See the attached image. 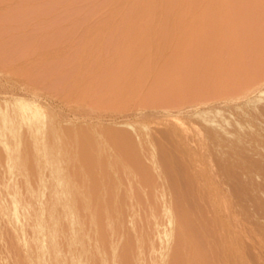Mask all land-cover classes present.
<instances>
[{
    "label": "rangeland",
    "instance_id": "rangeland-1",
    "mask_svg": "<svg viewBox=\"0 0 264 264\" xmlns=\"http://www.w3.org/2000/svg\"><path fill=\"white\" fill-rule=\"evenodd\" d=\"M27 1L30 5H28L29 3ZM173 1L175 2L178 0H153V3H151L152 0H132V2L130 0H8L13 8H18L20 4L23 5L24 3H28L27 8L29 9L24 13L25 15L20 13L21 17L19 13H17L19 12L18 9H23L21 6L15 10H5L7 13L10 12L9 14L13 11L12 14L17 17V20H23L22 22L26 24H23L24 28H13L14 32L12 31V33L14 35H12V33L11 36L5 34L6 37L4 38L6 39L8 36L12 41H9V39L3 42V44L6 43L7 45H3L2 43V46L0 45V49H2V51H0V114H3L0 116V264H32L33 260H35V264H39L36 259L38 257L37 255H39L37 253L40 251L39 249L43 248L42 245L43 243L45 244V242H41L42 244L38 245L40 247H35L34 243L37 242V239L35 240L34 238L33 242L31 241L34 236V232L32 231H34L35 228L30 229V227L35 224L29 225L30 223L28 224V221L31 222L32 219L31 223H35L34 218L38 212L33 217L32 208L39 207V209L35 208L33 214L36 213V210L40 211L41 214L39 213V215L42 216H37L36 218L39 217L40 219L43 217L42 219L48 222V208L52 206V204L54 214L58 218V225L55 229L58 231L54 233L56 235L61 258L65 264H72L73 256L75 258L80 257L79 260L82 259L84 264H108L109 262L110 264H119L124 261L121 257V254H123L122 251L124 252L125 249H129L131 246L132 247L127 250L128 253L125 251L126 253L123 255L126 256L130 254L131 258H133L131 260L129 259L130 255L126 256L125 261L129 259L128 262L131 260V264H165L167 262L166 260H169L172 250L178 244V239L182 237L181 235L190 238V229H187V226L183 227L185 224L181 226L182 224L179 223L181 217L178 215L180 212L177 210V207H179L177 205L183 204L182 201H185L184 205H187L189 207H187V210L189 209L190 211L181 212L180 214L183 213L182 216L185 217L187 213H190L191 217L198 220L197 226L200 227H197L199 228V230L197 229L196 231L198 234L195 233L194 237L191 235V238H194L195 241H199V244H201L200 246H202L200 249L204 252L207 260L203 264H264V0H249L252 4H250L249 7L254 6L256 11L255 14L257 13V16H263L262 21L261 17H259L260 22H257L259 25H249L250 23L244 20V11L246 7L242 5L246 1L243 2V0H238L239 5L237 1L233 0L237 5H229V9L228 5H225L229 0H226L227 2L225 4H223V0L218 1L222 3L220 5L218 3L219 7L221 6L222 8V11L218 9L221 11L219 12L222 17L220 15L221 21H217V23L216 21L210 20L208 18L209 16H205L204 13H202L205 11V8H202L199 1L197 2L200 6H192V1L193 3L196 2L194 0H179L180 6L172 5L174 3ZM207 1L211 0H206L204 3L209 4ZM215 1L217 2V0ZM230 1L229 4H232V0ZM216 2L215 4L217 5ZM241 2L243 3L242 5L240 4ZM212 3L214 4V1H212ZM247 3L249 4V2H246V4ZM0 4H2V2ZM213 4L211 5L213 8H211L216 9L218 5L215 6ZM8 5L9 4L6 6ZM193 7L194 9H192ZM240 7L242 9H240ZM5 8L1 7L0 12H3ZM211 8L209 4V10L207 7L206 11H210ZM36 9L38 12L39 9L45 11L47 9V11L46 13L45 11H41V14L38 13L39 15L37 18V16L34 17L35 14H33L34 10L35 13L37 12ZM212 9L210 12L213 13L214 11L215 13L216 10L212 11ZM29 10L33 13L31 14L29 12V14ZM192 12L197 14H194L196 17L195 19L192 17ZM247 12L250 11L246 10V14ZM2 14L0 16L3 17ZM190 16L191 18H189ZM198 16L200 17L198 18ZM15 17L13 18L15 19ZM229 18L232 19L229 20ZM241 18L244 21H242ZM32 22H36L39 26H34L35 24ZM200 22L203 23L200 24ZM244 22H247V24ZM184 24H186L187 27ZM241 25L244 28H241ZM40 27L43 28L40 29ZM177 27H179V29ZM35 28H37V30ZM202 28L205 32L206 30L208 32L210 31V35L211 31L214 32L209 36L208 32L204 33V31L201 30ZM43 32L44 35H42H46L47 38L51 40V42H48L50 47L46 45L50 50L46 47H44V49L46 48L44 50L43 42L39 41L42 43H37L41 44L40 47H42V49L39 50L40 48H38L39 51L36 49V52L34 51L35 53H32L33 55L30 54L29 56H25V58L11 57L12 51L18 52L22 45H27V47L29 45L33 46V41L37 39H34V36L37 37V34L39 35ZM219 32H222L221 34L223 36H221ZM249 32L253 36H250ZM201 33H204L203 36L205 38L208 36V41L214 39L213 45L218 41L215 40L217 39L215 38L216 36H212L219 34L221 37L219 41H224L222 42L224 43L222 46L225 45V47L223 46L224 49L222 46L220 47L221 51L216 55L217 57L220 55V57L218 59H216L217 57L215 59L213 58L214 63L211 61L208 68L205 66L202 67L203 69L199 68V71L196 72V67V70H192L191 68L190 70L188 67L193 65L192 63L195 61L190 59V56L187 57V48L185 47V49L183 48V51H181L183 52L182 55H186V59H184V56L181 57V54L179 55L178 52H180L181 47L186 46L184 44L185 41L188 45V41L192 40V38L194 39L193 35H196L197 39L200 38V40H203ZM227 33H230V35L228 36ZM187 34L188 40L182 41V39H187L185 38ZM255 35H259V37ZM22 36L25 40L27 39L28 42H21V40H23ZM171 36L175 38L173 40L174 42H171ZM20 38L22 39L20 40ZM178 38L179 40L182 39L179 42L177 41V43L176 40H178ZM257 38L260 39L258 40ZM14 39L17 42H14ZM142 39L145 41H142ZM236 40H238V42ZM114 41H116V43ZM252 41L256 43L260 42L259 45H256V43ZM11 42L14 43V49H12V47L9 49L13 44ZM138 42L139 45H141L140 43L143 44V46H141L142 48L138 47ZM175 42L179 44L177 45L178 47L174 45ZM16 43L19 44L15 46ZM37 43L35 42V44ZM113 43H115L114 47L116 50L119 49L118 52L121 51L122 54L125 50L128 51V49H130V54H133L134 51L137 53V51L141 49V54L149 55L151 58L145 56L146 61L141 58L142 61H138L140 64L137 62V59H135L134 63L137 62L139 64L138 66L136 63L135 67L136 69L138 68L137 70H141L140 72L135 71L136 69L133 67L134 71L132 69L130 73H124L121 80H113L111 77L113 73L111 72L116 68L117 64H119L117 60L121 57L120 52H117L119 54L117 55L118 59H115V55V57L112 56L113 58H110L111 55H107V53H109L107 48H110V46L112 47ZM119 43H121V45H119ZM128 43L130 45H128ZM166 43H170L169 45L172 48L176 47L175 50H172ZM108 44L109 47H107ZM133 44L137 48H135ZM182 44H184V46H182ZM152 46L156 49L157 53ZM166 46L168 47L167 49L171 52L173 51V53L177 50L175 56L173 53L172 55L171 52L169 53V51H167ZM158 47L160 49H158ZM113 48L110 49L113 50ZM134 48L135 50L133 51ZM151 48L154 50V54L150 52L153 51ZM148 49L150 50L148 51ZM164 49L168 52V55ZM75 50H78L82 55L77 58L78 60H73L68 63V65L70 64L69 72H75L74 74L76 75H74L72 84H67L72 85L71 87L70 85L67 86L69 87L68 91L71 92L70 94H67L69 92L65 90V88L61 89L62 87L59 88L57 84H54V81L55 83L57 82L56 80L52 81L55 76H52L49 80L48 78L51 75L46 77L43 75L40 76L41 74L39 71V76L34 74V70L37 72L39 64L40 66L43 64L49 66L56 61L64 60V54L66 56L65 58H67V55L70 56L69 54H72ZM4 51L7 53L5 54ZM147 52L149 54H147ZM162 52H165V54H162ZM138 53L136 57H139ZM221 54L224 56H221ZM60 56H63V58ZM178 56L181 59L178 58ZM107 57H109L111 61ZM161 57L163 59H161ZM174 57H177V59ZM187 58L188 60L190 59L191 64L188 62ZM219 60L222 62L224 61V63L219 62ZM114 61H117V64ZM164 61L165 64L161 66ZM89 62H91V64ZM143 63L147 65L144 64V66ZM166 63L169 66L166 65ZM171 64L174 65L171 66ZM68 65L67 67H69ZM140 65H142L143 68H141ZM165 65L167 66L166 69L164 68ZM84 69L87 70L85 71ZM102 69H104V71ZM28 70L33 74L31 72L29 73ZM145 70L146 72H144ZM102 71L110 73L105 74L102 73ZM200 72L201 77L199 76ZM95 74L99 76V78H97ZM129 74L133 75H130L132 79L129 77ZM139 77L141 79H139ZM124 79L126 82L123 81ZM117 81H121V84ZM96 82L98 84H96ZM132 82L133 84H131ZM96 85H98L99 88L105 86L103 88L104 90L101 91L100 89L99 91ZM118 87L123 89L120 90ZM63 90L66 96H64ZM33 106L39 111L36 112V110L32 108ZM23 107L25 110L23 109L24 113H21ZM36 126H39L38 128L42 126V134L40 133L42 136L37 134L39 139L36 138L37 136L35 134L37 133L36 130H38ZM75 127H79V130L77 129L78 133L75 131ZM83 127L89 135L80 132L84 130ZM92 129L94 130L92 131ZM96 129L97 132L95 131ZM105 129L109 133L112 131L113 133L111 134H116L121 136L125 141H129L131 147L132 143H136L135 146L137 145L138 148L134 145L133 147L137 149H134L136 150L135 154H138L140 158L138 157V159L136 155L134 156V150H131V147L130 153L133 156L129 155V157H131L129 158L121 151L118 144V148L116 145L111 146V142L108 143L107 141L108 139L110 140V138H106L109 134H106L107 131L104 134ZM64 131L66 133H64ZM115 131L117 133H115ZM102 132L103 134H101ZM65 135L68 136L65 137ZM83 135H85V137ZM89 136L90 138H88ZM77 137L80 141L77 140ZM110 137H112V135ZM81 138L84 139V141L88 139V142L90 140L92 144L86 141L87 146L86 142ZM114 141L112 140V143ZM83 142L84 145L81 144ZM94 143H96V146L99 145L98 150ZM78 144H80V146ZM43 145L51 148L53 158L57 160L59 165L63 168L64 175L72 186L73 195L70 202L75 211V214L73 213L74 215L72 216L74 219L73 221L76 220L72 226L75 230L69 227V215L67 214V217L65 215L68 211L66 212V209L63 208L62 202L53 203L49 195L48 186H50L52 182L51 166L46 162L44 157L45 154L43 155L41 153L40 149L44 147ZM115 149H118V152L120 149L121 153H118L119 156L116 155L117 151H115ZM122 153L127 157L124 156L126 158H124L125 160L121 157ZM85 154L88 157L99 154L97 158L101 159L99 160L100 162H104L100 163H103L105 165L102 164L104 167L107 166L106 164L112 166V164H110L112 163L111 160L113 163L115 162L114 159H111L109 162L107 157H121L123 160H120L121 158L119 160L121 162L123 161L122 165L124 162H126L124 165H127L129 162L133 163L131 161H134L133 158L135 157L137 161L140 160L139 163L141 162L142 164H140L143 167L140 164L138 165L142 168L147 167L146 169L150 171L152 170L151 173H153V175L147 170L146 173V171H144L145 169L143 170L144 172L141 171L142 168L137 166L136 161L134 162L136 163V167L133 164L135 168H132L131 171L130 169L128 170L130 174L127 179H131V181L129 182V180L125 179L126 174L121 176L118 173V175L121 176L120 183L117 172L119 171V167L121 169L122 165L120 164L121 162L117 160V157L115 158H117L116 162H118L119 165L115 162L116 166H114V168L118 171H114V168H112V173L111 168L107 166L106 170L103 167L104 169L101 172L102 167L100 166L98 168L94 165V162L99 163L97 161L98 159L94 162L91 161L94 163L93 168H89L92 166H87V164L84 163L86 159H90L86 158L83 161V158L86 156ZM95 156L91 160L96 159ZM102 158L105 159L102 160ZM106 159L109 163L105 162L107 161ZM128 159L129 162L126 161ZM79 161H81L80 165ZM92 163H89V165ZM130 166L132 167V165ZM130 166L127 165V167L124 166V168ZM42 167L43 170H41ZM94 167L96 169H94ZM116 167H118V169ZM137 167L139 169H137ZM135 169L136 171L141 169L139 172L137 171L140 177H143V175L145 177L146 174L147 177L153 178L154 176L153 181H151V178H147L150 180H145L149 183V185H146L147 183L143 181L144 177L137 179L138 175L133 172ZM95 170H97V172H95ZM122 172H125L124 169L120 171V173ZM140 172L143 174H140ZM91 173H93V175ZM125 173H127V170ZM109 174L110 176H108ZM111 174L113 175L111 176ZM93 176L95 178L100 176L103 181L100 178V181L97 178L93 180ZM40 178L45 181V187ZM106 178L108 179V183ZM109 178H112V181L110 180L111 182ZM139 179L141 182H139ZM95 181L96 184H93ZM142 182L146 184L143 183L145 184L143 185ZM124 183H126L125 186ZM138 183L142 187H139ZM27 186L33 191L31 192ZM26 190L32 194L34 192V196L30 193L28 195ZM8 191L11 193H8ZM16 191L19 193L17 194ZM13 192L16 193L14 198ZM107 192H111V195ZM112 193V198L115 202L112 201ZM16 202L17 204H14ZM26 202L34 205L31 207V205H27ZM114 203L115 205L113 207ZM42 204L44 209L41 206ZM109 204H112L111 208ZM105 205L107 206L105 210L108 207V209H110L106 210V213L108 212L107 214L104 213L105 211L100 210L102 208L104 210ZM40 208L43 209V211H41ZM175 209L176 211H174ZM151 210L153 212H151ZM12 211L14 212L12 213ZM150 212L154 215L150 214ZM176 212H178V214ZM29 214L32 216L30 220H27ZM175 214L178 216H175ZM175 218L177 220H175ZM178 219H180V221ZM41 220L36 219V222ZM137 223H139L138 225L140 226H138ZM142 224L144 226H142ZM37 227L40 228L39 226ZM38 228L35 231H39L37 233H40L39 236H41L42 230L40 232L41 228L39 230ZM140 235H143V240L146 239L144 241L145 243ZM125 236L126 238H124ZM34 237H36V234ZM137 238L139 242L137 240L133 241V239ZM140 243H142L141 247L138 245ZM35 244L37 245V243ZM117 253L120 254V257ZM33 257H35V259ZM43 258L45 263L41 261V264H54L51 255L49 256V252H46ZM120 258L122 261H120ZM117 259H120V262L118 261L117 263Z\"/></svg>",
    "mask_w": 264,
    "mask_h": 264
},
{
    "label": "bare ground",
    "instance_id": "bare-ground-1",
    "mask_svg": "<svg viewBox=\"0 0 264 264\" xmlns=\"http://www.w3.org/2000/svg\"><path fill=\"white\" fill-rule=\"evenodd\" d=\"M0 1L2 2V4H0L1 7H2V8H5V7H6L5 9H3L4 11H5V10H6V11H8V10L10 11V10H12V9H14V10H15V9H18V8H20L19 6H21V8L23 7V9L26 10V11H24L23 9H22V10L18 9L19 12H17V13H19L20 17H21V14H20V13H23V14H24V13H26L27 10L29 9V8H27V4L29 3L28 1H27V2H28L27 4L24 3L23 5H21V4L19 5V4H17V3H19L20 1L17 2L16 4L19 5L18 8H16V7L13 8V6L10 5V3L8 2V0H5L6 3H5L4 0H0ZM15 1H16V0H15ZM17 1H18V0H17ZM130 1L132 2V0H130ZM141 1H142V0H141ZM168 1H169V0H168ZM194 1H196V2H195L196 4L193 3V1H192V3H191V4H193L192 6H194V5L200 6V4H201L202 8H205V11L202 12V13H204L205 16H209L208 18H209L210 20L216 21V23H217V21H221V17H222V15H221L220 12L222 11V8H221V6L219 7V5L222 4V3H221V2H218V1H221V0H217V2H216L215 0L207 1V2L210 4V8H211V7L213 8V6H211V5L213 4L212 1H214V4H213V5H215V6H217L218 3H219V5L216 7V9H215V8H214V9L211 8L212 11H213V10H216V12H215L216 14L214 13V11H213V13H211V12H210L211 9H210V11H206V10H207V7H208V10H209V4L204 3V2H206V0H205V1H204V0H194ZM197 1H199L200 4H198ZM200 1H201V2H200ZM223 1H224L223 4H225V3L227 2L226 0H223ZM235 1L238 2V0H235ZM235 1L233 2V0H232V4H229V3L231 2V1L229 0L228 3H226L225 5H226V6L228 5V9H229L230 6L237 5ZM244 1L249 2V4H248V3L246 4V2H244ZM260 1H262V0H260ZM1 2H0V3H1ZM3 2H4V3H3ZM139 2H140V1H139ZM173 2H174V1H173ZM215 2L217 3V5L215 4ZM243 2H244V4H243L242 2H241L240 4H241V5L243 4L242 6L246 7V10L250 11V12H247V14H246V10L244 11V12H245V13H244V14H245V15H244V20L247 21L248 23H250L249 25H252V24H253V25H255V24L257 25V24L260 22V18H259V17H261V21H262V17H263V16H257L258 14H257V13L255 14L256 11H255L254 6H250V7H249V5L251 4L249 0H243ZM256 2H257V1H256ZM263 2H264V1H263ZM32 3H33V2H32ZM140 3H142V2H140ZM151 3H153V0H152ZM163 3H164V2H163ZM170 3H172V2H170ZM211 3H212V4H211ZM257 3H258V2H257ZM7 4H9L10 7H9V5L6 6ZM137 4H138V3H137ZM179 4H180V3H179V0H178V1H175L172 5L180 6ZM4 5H5V6H4ZM24 5H25V7H24ZM28 5H30V3H29ZM140 5H141V4H140ZM229 5H230V6H229ZM238 5H239V2H238ZM251 5H252V4H251ZM254 5H256V4H254ZM258 5H259V3H258ZM3 6H4V7H3ZM15 6H16V5H15ZM263 6H264V3H263ZM1 7H0V9H1ZM7 7H8V8H7ZM11 7H12V8H11ZM28 7H29V6H28ZM218 7H219V8H218ZM248 7H249V8H248ZM261 7H262V4H261ZM261 7H260V8H261ZM10 8H11V9H10ZM45 8H46V7H45ZM45 8H44V9H45ZM225 8H226V7H225ZM47 9H48V8H47ZM47 9H46V11H47ZM192 9H194V7H193ZM218 9H220L221 11L218 10ZM240 9H242V8L240 7ZM203 10H204V9H203ZM224 10H225V9H224ZM238 10H239V9H238ZM243 10H244V9H243ZM253 10H254V11H253ZM4 11H3V12H0V15H1L2 13H4V14H2L3 17L0 16V45H1V46H2L3 42H6L7 40L10 39L8 36H7L6 39H5L4 37H6V35H10V36H11V33H12V31H13V28H19V27L21 28V27H23V24H26L25 22H22L23 20H22V21H20V19L17 20V17H15V16L12 14L13 11L11 12V14H9L10 12L7 13L6 11H5V12H4ZM36 11H37L36 13H35V10H34V13H33V12H32V13L35 14V16L33 15L34 17L37 16V18H38V15H39L38 13H40L41 11L44 12L45 10H41V9H39V12H38V10L36 9ZM46 11H45V13H46ZM193 11H194V10H193ZM198 11H199V10H198ZM198 11H197V13H198ZM219 11H220V12H219ZM227 11H228V10H227ZM29 12H30V10L28 11V13H29ZM207 12H208L209 14H208ZM229 12H230V10H229ZM5 13H7L8 15L5 14ZM30 13H31V12H30ZM30 13H29V14H30ZM32 13H31V14H32ZM41 13H42V12H41ZM41 13H40V14H41ZM45 13H44V14H45ZM192 13H193V12H192ZM210 13H211V14H210ZM219 13H220V14H219ZM36 14H37V15H36ZM194 14H195V13H193V16H192V17L195 19L196 17L194 16ZM207 14H208V15H207ZM241 14H242V13H241ZM260 14H261V12H260ZM17 15H18V14H17ZM17 15H16V16H17ZM24 15H25V14H24ZM195 15H197V14H195ZM200 15H202V14H200ZM220 15H221V17H220ZM11 16L15 17V19H14L13 17H11ZM30 16H31V15H30ZM188 16H189V15H188ZM188 16H187V17H188ZM237 16H238V15H237ZM242 16H243V15H242ZM1 17H2V18H1ZM20 17H19V18H20ZM22 17H24V16H22ZM34 17H33V18H34ZM199 17H200V16H198V18H199ZM230 17H232V16H230ZM240 17H241V16H240ZM25 18H26V17H25ZM27 18H28V17H27ZM29 18H32V17H29ZM189 18H191V16H190ZM193 18H192V21H193ZM208 18H207V19H208ZM242 18H243V17H242ZM242 18H241V20H242ZM263 18H264V17H263ZM202 19H203V18H202ZM202 19H200V20H202ZM231 19H232V18H231ZM231 19L229 18V20H231ZM28 20H29V19H28ZM32 20H33V19H32ZM182 20H183V19H182ZM244 20H242V21H244ZM196 21H197V20H196ZM239 21H240V20H239ZM26 22H27V21H26ZM204 22H205V21H204ZM210 22H211V21H210ZM247 22H246V23L244 22V23L247 24ZM257 22H258V23H257ZM263 22H264V21H263ZM30 23H31V22H30ZM32 23L35 24L34 26H39V25L36 24V22H32ZM202 23H203V22H202ZM202 23L200 22V24H202ZM208 23H209V22H208ZM187 24H188V23H187ZM212 24H213V23H212ZM184 25L187 27L186 24H184ZM204 25H205V24H204ZM210 25H211V24H210ZM218 25H219V24H218ZM237 25H238V24H237ZM242 25H243V24H242ZM242 25H241V26H242ZM258 25H259V24H258ZM29 26H30V25H29ZM185 26H183V27H185ZM192 26H193V25H192ZM224 26H225V25H224ZM238 26H239V25H238ZM32 27H33V25H32ZM186 27H185V28H186ZM202 27H203V25H202ZM210 27H211V26H210ZM23 28H24V27H23ZM41 28H43V27H40V29H41ZM44 28H45V27H44ZM129 28H130V27H129ZM129 28H128V29H129ZM143 28H144V27H143ZM177 28L179 29V27H177ZM205 28H206V27H205ZM211 28H213V27H211ZM211 28H210V30H211ZM217 28H218V27H217ZM220 28H221V26H220ZM241 28H244V27L242 26ZM35 29L37 30V28H35ZM178 29H177V31H178ZM186 29H187V28H186ZM246 29H247V28H246ZM248 29H249V28H248ZM43 30H44V29H43ZM125 30H126V28H125ZM141 30H142V29H141ZM145 30H146V29H145ZM145 30H144V31H145ZM190 30H191V29H190ZM190 30H189V31H190ZM201 30L204 31V33H207V32H208L207 30H206V32H205V30H204L203 28H202ZM208 30H209V29H208ZM213 30H214V29H213ZM220 30H221V29H220ZM38 31H39V30H38ZM40 31H41V30H40ZM144 31H143V32H144ZM196 31H197V30H196ZM202 31H201V32H202ZM241 31H242V30H241ZM13 32H14V31H13ZM41 32H42V31H41ZM178 32H179V31H178ZM181 32H182V31H181ZM181 32H180V33H181ZM184 32H185V31H184ZM186 32H187V30H186ZM212 32H214V31H211V35L213 34ZM215 32H216V31H215ZM243 32H244V31H243ZM35 33H39V32H35ZM182 33H183V32H182ZM182 33H181V34H182ZM197 33H198V31H197ZM204 33H201V35L203 36ZM208 33H209V36H211V35H210V31H209ZM216 33H217V32H216ZM221 33H222V32H221ZM221 33L219 32V34H221ZM230 33H231V32H230ZM230 33H229V34L227 33L228 36L230 35ZM234 33H236V32H234ZM244 33H245V32H244ZM244 33H243V34H244ZM263 33H264V32H263ZM5 34H6V35H5ZM42 34L44 35V32L41 33V34H39V35L37 34V37L34 36V39H36V38H37V39H36L35 41H33V42H34V45L32 44L33 46H30V45H29V46L27 47V45H26V46H25V45H24V46L22 45V47L19 48L18 52H17V51H15V52L12 51L13 53H12L11 57H12V58H19V57H23V58H25V56H29V55L32 54L34 51L36 52V49H37V51L41 50L42 47H40L41 44H39V43H42V42H43L42 44L44 45V46H43V49H44V47H46V48L49 49L50 45L48 44V42H51V40L48 39L46 35H45V36H46V37H45V36H43ZM141 34H143V33H141ZM183 34H185V33H183ZM214 34H215V33H214ZM219 34H217V35L215 34L214 36H212V37H215V36H216L215 38H217V39H215V40H217L218 42H217L215 45L212 44L214 39L211 40V41H210V40L208 41V39H209V38H207L208 36L206 37L207 39L203 36V37H202L203 40H200V38L197 39V36H196V35H195V36L193 35L194 39L192 38V40H189V41H188V45H187V42H186V41L184 42V44H185L186 46H184V44H182V46H184V47H181L180 52L183 51V48L185 49V47H186V48H187L186 52H187V54H188L187 57L190 56V59H193V61H195V62H193V61L191 60V61L193 62V63H192L193 65H190V66H193L194 68L188 66L189 69H190V68H191L192 70H193V69H194V70L197 69L196 72H198V71H199V68H200V69H203L202 67H205V66L208 68V66L211 64V61H213V63H214L213 58L215 59V58L217 57V56H216L217 53L221 51V50H220V47L222 46V44H224V43H222V42H224V41H222V42L219 41V40H221V37L219 36ZM227 34H226V35H227ZM12 35H14V34L12 33ZM206 35H208V34H206ZM206 35H205V36H206ZM226 35H225V36H226ZM234 35H235V34H234ZM249 35L251 36L252 34H250V32H249ZM129 36H131V35H129ZM142 36H143V35H142ZM173 36H174V34H173ZM175 36H176V35H175ZM183 36H184V35H183ZM185 36H186L185 38H187V37H188V34L185 35ZM221 36H223V35L221 34ZM245 36H246V35H245ZM252 36H253V35H252ZM255 36H256V35H255ZM255 36H254V38H255ZM18 37H19V36H18ZM140 37H141V36H140ZM169 37H170V36H169ZM169 37H168V38H169ZM171 37H172V36H171ZM176 37H177V36H176ZM199 37H200V36H199ZM219 37H220V39H219ZM231 37H232V36H231ZM234 37H235V36H234ZM248 37H249V36H248ZM256 37H259V35L256 36ZM14 38H15V37H14ZM22 38H23V40H21ZM22 38H20L21 42L24 41V42L26 43L27 39L25 40V38H24L23 36H22ZM32 38H33V36H32ZM168 38H167V40H168ZM242 38H243V37H242ZM246 38H247V37H246ZM252 38H253V37H252ZM17 39H18V38H17ZM127 39H129V38H127ZM131 39H132V38H131ZM174 39H175V38L172 37V40L170 39L171 42H174V41H173ZM181 39H182V38H181ZM181 39H180V40H181ZM222 39H223V38H222ZM248 39H249V38H248ZM257 39L259 40L260 38H257ZM129 40H130V39H129ZM133 40H135V39H133ZM180 40H179V38H178V40H176V42H177V41L179 42ZM183 40H188V38H187V39H182V41H183ZM231 40H232V39H231ZM231 40H230V41H231ZM245 40H246V39H245ZM251 40H252V39H251ZM258 40H257V41H258ZM9 41H12V39H10ZM39 41H42V42H39ZM127 41H128V40H127ZM127 41H126V42H127ZM131 41H132V40H131ZM138 41H139V39H138ZM142 41H145V40L142 39ZM147 41H148V40H147ZM150 41H151V40H150ZM225 41H226V40H225ZM236 41L238 42V40H236ZM249 41H250V40H249ZM14 42H17V41L14 39ZM18 42H19V41H18ZM27 42H28V41H27ZM33 42H32V43H33ZM35 42H36V43L39 42V43L35 44ZM44 42H45V43H44ZM52 42H53V41H52ZM114 42L116 43V41H114ZM121 42H123V41H121ZM128 42H129V41H128ZM139 42H140V41H139ZM139 42H138V45H139ZM156 42H157V41H156ZM176 42H175V44H174V43H173V44H174L175 46L179 45V44H176ZM178 42H177V43H178ZM220 42H221V45H220ZM234 42H235V41H234ZM237 42H236V43H237ZM246 42H247V41H246ZM252 42H254V41H252ZM259 42H260V41H259ZM259 42H258V43L254 42V43H256V45H257V44L259 45ZM1 43H2V44H1ZM11 43H13V42H11ZM11 43H10V44H11ZM29 43H30V42H29ZM46 43H47V44H46ZM111 43H112V42H111ZM115 43H113V46H112V47L110 46V48H113L114 45H115ZM123 43H124V42H123ZM136 43H137V42H136ZM145 43H146V42H145ZM149 43H150V42H149ZM159 43H160V41H159ZM164 43H165V42H164ZM181 43H183V42H181ZM181 43H180V45H181ZM203 43H204V44H203ZM5 44H6V43H4L3 45H5ZM18 44H19V43H18ZM18 44L16 43L15 46L18 45ZM21 44H22V43H21ZM21 44H20V45H21ZM27 44H28V43H27ZM130 44H131V42H130ZM130 44L128 43V45H130ZM134 44H135V43H134ZM134 44H133V45H134ZM140 44H141V45H139L138 47L142 48L141 46H143V44H142V43H140ZM166 44H168V43H166ZM169 44H170V43H169ZM169 44H168V45H169ZM245 44H246V43H245ZM6 45H7V44H6ZM13 45H14V43L12 44V46L9 47V49H10L11 47H12V49H14V48H13ZM46 45H48L49 47L46 46ZM111 45H112V44H111ZM119 45H121V43H119ZM119 45H118V46H119ZM126 45H127V44H126ZM133 45H131V46H133ZM147 45H148V44H147ZM152 45H154V44H152ZM156 45H158V44H156ZM235 45H236V44H235ZM256 45H255V46H256ZM1 46H0V47H1ZM118 46H117V47H118ZM124 46H125V45H124ZM131 46H130V47H131ZM148 46H149V45H148ZM154 46H155V45H154ZM158 46H159V45H158ZM169 46H170V45H169ZM223 46L225 47V45H223ZM223 46H222V48H223ZM230 46H232V45H230ZM233 46H234V45H233ZM5 47H6V46H5ZM107 47H109V44L107 45ZM119 47H120V46H119ZM134 47H135V45H134ZM152 47H153V46H152ZM156 47H157V46H156ZM164 47H165V46H164ZM170 47H171V46H170ZM177 47H178V46H177ZM260 47H261V46H260ZM3 48H4V46H3ZM7 48H8V46H7ZM7 48H6V49H7ZM15 48H16V47H15ZM38 48H40V49L38 50ZM46 48H45V49H46ZM110 48H107V49L109 50V53H110V54L107 53V55H109V56L111 55L110 58H111L112 56H113V57L116 56L115 59H118L117 55H119V54H118L119 52H120V55H121V57H119V59L117 60V61H119V62H118L119 64L116 63L117 61H116V62L114 61V62L117 64L118 67L116 66V68H114V70L111 69V70H112L111 73H113V74H111L112 76L109 75V76L112 77L113 80H114V79H115V80H121V79H122V76H124V73H125V74H126V73H130V71L133 69V67L136 66L135 64H136L138 61H139V62L142 61V60L146 61V60H145L146 57L149 56V55H146V54H143V53L141 54L142 51H141V49L139 48V49H140V50H139L140 52L137 51V53L139 52L140 54L138 53V56H139V57H136V56H137V53H136V51H134V50H135V48H137V47H135V48L133 49V51H134L136 54H135L132 50H131V51L133 52V54H132V53L130 54V49H128L129 52L125 50V52H123V54H122L121 51L118 52L119 49L116 50V48L114 47L115 49L113 48V50H111ZM121 48H122V47H121ZM124 48H125V47H124ZM128 48H129V46H128ZM132 48H133V47H132ZM132 48H131V49H132ZM147 48H148V47H147ZM147 48H146V50H147ZM162 48H163V47H162ZM162 48H161V49H162ZM167 48H168V47L166 46V49H167ZM171 48H172V47H171ZM175 48H176V47H175ZM175 48H172V50H175ZM222 48H221V49H222ZM250 48H251V47H250ZM255 48H256V47H255ZM9 49H8V50H9ZM45 49H44V50H45ZM144 49H145V47H144ZM153 49H155V48L153 47ZM153 49L151 48V50H153ZM158 49H160V48L158 47ZM179 49H180V48H179ZM223 49H224V48H223ZM229 49H230V48H229ZM4 50H5V49H4ZM16 50H17V49H16ZM49 50H50V49H49ZM115 50H116V51H115ZM137 50H138V49H137ZM149 50H150V49H148V51H149ZM164 50H165V49H164ZM230 50H231V49H230ZM0 51H2V49H0ZM5 51H6V50H5ZM5 51H4V52H5ZM51 51H52V50H51ZM155 51H156V49H155ZM160 51H161V50H160ZM162 51H163V50H162ZM165 51H166V50H165ZM167 51H169V50L167 49ZM167 51H166V53H167V55H168V52H167ZM178 51H179V50H178ZM184 51H185V50H184ZM35 52H34V53H35ZM102 52H103V51H102ZM117 52H118V53H117ZM143 52H144V50H143ZM150 52H151L152 54H154V53H153L154 50H153V51H150ZM170 52H171V51H169V53H170ZM176 52H177V50L175 51V53H173V51H172L171 54L173 53L174 56H175ZM180 52H178L179 55L181 54V55H180L181 57L184 56V55H182L183 52H181V53H180ZM186 52H185V53H186ZM6 53H7V52H5V54H6ZM41 53H42V52H41ZM46 53H47V51H46ZM116 53H117V54H116ZM145 53H146V52H145ZM156 53H157V51H156ZM178 53H177V54H178ZM97 54H98V53H97ZM101 54H102V53H101ZM147 54H149V53L147 52ZM162 54H165V52H162ZM173 54H172V55H173ZM218 54H219V53H218ZM227 54H228V53H227ZM32 55H33V54H32ZM40 55H41V54H40ZM48 55H50V54H48ZM66 55H67V54H66ZM69 55H70V56L67 55V58H65V57H66L65 54H64V58H63V56H60V57L63 58L64 60H61V61H58V62L56 61L54 64H51V65H49V66H46V65H44V64H43L42 66H40V64H39V68H37V66L35 65L36 68H37V72L34 70V74H36V75H38V76L41 74L40 76L43 75L44 77H46V76H48V75H51V76H49V78L47 77L49 80L51 79L52 76H55V78L53 77L54 79H53L52 81L56 80L57 82L55 83V81H54V84H55V85L57 84V85L59 86V88L62 87L61 89L65 88V90L68 91V90H69V87H67V86H69L70 84H69V85H67V84H68V83H71V84H72V81L74 80V75H75V74H74L75 72H72V73L69 72V68H70L69 65H70V64L68 65V63H69L70 61H73V60H78L77 58H79V56H81L82 54H80L78 50H75V52H72V54H69ZM105 55H106V53H105ZM114 55H115V56H114ZM123 55H124V56H123ZM150 55H151V54H150ZM155 55H156V54H155ZM167 55H165V56H167ZM169 55H170V54H169ZM172 55H171V56H172ZM222 55H223V54H221V56H222ZM225 55H226V54H225ZM0 56H1V55H0ZM5 56H6V55H5ZM51 56H52V55H51ZM54 56H55V55H54ZM90 56H92V55H90ZM101 56H103V55H101ZM145 56H146V57H145ZM157 56H158V55H157ZM159 56H160V55H159ZM165 56H164V58H165ZM176 56H177V55H176ZM185 56H186V55H185ZM185 56H184V57H185ZM223 56H224V55H223ZM227 56H228V55H227ZM43 57H44V56H43ZM84 57H85V54H84ZM104 57H105V56H104ZM113 57H112V58H113ZM135 57H136V58H135ZM149 57H150V56H149ZM167 57H168V56H167ZM184 57H183V58H184ZM219 57H220V55H219L216 59H218ZM228 57H230V56H228ZM41 58H42V57H41ZM57 58H59V57H57ZM81 58H82V57H81ZM107 58H109V57H107ZM110 58H109V60H110ZM141 58H142V60H141ZM143 58H144V59H143ZM150 58H151V57H150ZM152 58H153V57H152ZM155 58H156V57H155ZM168 58H169V57H168ZM174 58L177 59V57H174ZM178 58H180V57L178 56ZM226 58H227V57H226ZM27 59H28V58H27ZM27 59H26V61H27ZM42 59H43V58H42ZM91 59H93V58H91ZM94 59H95V58H94ZM135 59H137V62L134 63ZM147 59H148V58H147ZM161 59H163V58L161 57ZM180 59H181V58H180ZM184 59H186V57H185ZM190 59L188 60V58H187L188 62L191 64ZM28 60H29V59H28ZM105 60H106V58H105ZM158 60H159V59H158ZM9 61H10V60H9ZM30 61H31V60H30ZM92 61H93V60H92ZM107 61H108V60H107ZM110 61H111V60H110ZM110 61H109V62H110ZM148 61H149V60H148ZM150 61H151V59H150ZM159 61H160V60H159ZM166 61H167V60H166ZM229 61H230V60H229ZM0 62H1V61H0ZM11 62H12V61H11ZM23 62H24V61H23ZM36 62H37V61H36ZM77 62H78V61H77ZM93 62H94V61H93ZM139 62H138V63H139ZM219 62L224 63V61L222 62V61H220V60H219ZM31 63H32V62H31ZM31 63H30V64H31ZM42 63H43V62H42ZM89 63L91 64V62H89ZM104 63H105V62H104ZM138 63H137V65L139 66L140 63H139V64H138ZM161 63H162V62H161ZM216 63H217V60H216ZM221 63H220V64H221ZM24 64H26V63H24ZM28 64H29V63H28ZM80 64H81V63H80ZM95 64H96V63H95ZM116 64H113V65H116ZM144 64H145V63H143V65H144ZM151 64H152V63H151ZM159 64H160V63H159ZM163 64H165V61L161 64V66H163ZM217 64H218V63H217ZM225 64H226V63H225ZM228 64H229V63H228ZM19 65H20V64H19ZM67 65H68L69 67H67ZM83 65H84V64H83ZM108 65H111V64H108ZM145 65H147V64H145ZM145 65H144V66H145ZM154 65H155V64H154ZM166 65H168V64L166 63ZM166 65L164 66L165 69H166V67H167ZM173 65H174V64H173ZM173 65L171 64V66H173ZM187 65H189V64H187ZM32 66H33V65H32ZM106 66H107V64H106ZM106 66H105V67H106ZM152 66H153V64H152ZM152 66H151V67H152ZM155 66H156V65H155ZM157 66H158V65H157ZM168 66H169V65H168ZM9 67H10V66H9ZM9 67H8V68H9ZM97 67H98V66H97ZM101 67H102V65H101ZM105 67H104V68H105ZM108 67H111V66H108ZM140 67L143 68L142 65H140ZM195 67H196V69H195ZM213 67H214V66H213ZM216 67H217V65H216ZM223 67H224V65H223ZM11 68H12V67H11ZM15 68H16V67H15ZM33 68H34V67H33ZM81 68H82V67H81ZM95 68H96V67H95ZM98 68H99V67H98ZM111 68H113V67H111ZM145 68H146V67H145ZM152 68H153V67H152ZM160 68H161V67H160ZM162 68H163V67H162ZM13 69H14V68H13ZM16 69H17V68H16ZM24 69H25V67H24ZM28 69H29V68H28ZM73 69H74V68H73ZM109 69H110V68H109ZM109 69H108V70H109ZM135 69H136V67H135ZM137 69H138V68H137ZM137 69H136L135 71L138 72L139 70H137ZM191 69H190V70H191ZM213 69H214V68H213ZM84 70L86 71L87 69H84ZM88 70H89V69H88ZM102 70L104 71V69H102ZM142 70H143V69H142ZM154 70H155V69H154ZM204 70H205V69H204ZM208 70H209V69H208ZM9 71H11V70H9ZM16 71H17V70H16ZM25 71H26V70H25ZM31 71H32V68H31ZM31 71L28 70L29 73H30ZM38 71H39L40 74H38ZM70 71H71V70H70ZM74 71H75V69H74ZM103 71H102V73H105V74L108 73V72H103ZM133 71H134V69H133ZM140 71H141V70H140ZM140 71H139V72H140ZM173 71H174V70H173ZM175 71H176V69H175ZM216 71H217V68H216ZM220 71H221V67H220ZM224 71H225V70H224ZM12 72H13V71H12ZM32 72H33V71H32ZM32 72H31V73H32ZM87 72H89V71H87ZM95 72H96V71H95ZM144 72H146V70H145ZM157 72H158V71H157ZM160 72H161V71H160ZM222 72H223V70H222ZM2 73H3V72H2ZM8 73H9V72H8ZM24 73H25V72H24ZM26 73H27V71H26ZM29 73H28V74H29ZM89 73H90V72H89ZM109 73H110V72H109ZM109 73H108V74H109ZM134 73H135V72H134ZM141 73H142V72H141ZM169 73H171V72H169ZM202 73H203V72H202ZM205 73H207V72H205ZM5 74H6V73H5ZM32 74H33V73H32ZM32 74H31V75H32ZM81 74H82V73H81ZM91 74H92V72H91ZM132 74H133V73H132ZM155 74H156V73H155ZM174 74H175V73H174ZM200 74H201V72L199 73V76L201 77ZM14 75H15V74H14ZM29 75H30V74H29ZM36 75H35V76H36ZM77 75H78V74H77ZM95 75H96V74H95ZM98 75H99V73H98ZM130 75H131V74H129V77L131 78V76H133L134 74L131 75V76H130ZM140 75H141V74H140ZM148 75H149V74H148ZM148 75H147V76H148ZM158 75H159V74H158ZM168 75H170V74H168ZM203 75H204V73H203ZM208 75H209V73H208ZM218 75H219V74H218ZM18 76H19V75H18ZM26 76H27V75H26ZM35 76H34V77H35ZM75 76H76V75H75ZM205 76H206V75H205ZM205 76H204V77H205ZM56 77L58 78V80H57ZM96 77L99 78V76H97V75H96ZM104 77H105V75H104ZM111 77H108V78H111ZM140 77H141V76H140ZM140 77H139V79H141ZM143 77H144V76H143ZM143 77H142V79H143ZM155 77H156V76H155ZM165 77H166V76H165ZM212 77H213V76H212ZM215 77H216V76H215ZM97 78H96V79H97ZM105 78H106V77H105ZM127 78H128V76H127ZM45 79H46V78H45ZM48 79H47V80H48ZM112 79H111V80H112ZM131 79H132V78H131ZM136 79H137V78H136ZM139 79H138V80H139ZM145 79H146V78H145ZM208 79H209V78H208ZM84 80H85V79H84ZM104 80H105V79H104ZM127 80H130V79H127ZM138 80H137V81H138ZM147 80H148V79H147ZM45 81H46V80H45ZM97 81H98V80H97ZM123 81L126 82L125 79H124ZM131 81H132V80H131ZM134 81H135V80H134ZM145 81H146V80H145ZM152 81H153V80H152ZM77 82H78V81H77ZM117 82L120 83L121 81H120V82L117 81ZM206 82H207V81H206ZM26 83H27V82H26ZM44 83H45V82H44ZM48 83H49V82H48ZM109 83H110V82H109ZM18 84H19V83H18ZM96 84H98V83L96 82ZM120 84H121V83H120ZM123 84H124V83H123ZM129 84H130V83H129ZM131 84H133V82H132ZM131 84H130V85H131ZM49 85H50V84H49ZM52 85H53V83H52ZM219 85H220V84H219ZM58 86H57V87H58ZM71 86H72V85H70V87H71ZM96 86H98V85H96ZM116 86H117V85H116ZM118 86H119V84H118ZM123 86H124V85H123ZM100 87H101V85H100ZM104 87H105V86H104ZM104 87H103V88H104ZM59 88H57V89H59ZM67 88H68V89H67ZM98 88H99V86H98ZM103 88H102V87L99 88V91H100V89H101V91L104 90ZM118 88H119V87H118ZM124 88H125V87H124ZM210 88H211V87H210ZM210 88H208V89H210ZM217 88H218V87H217ZM27 89H28V88H27ZM70 89H71V88H70ZM113 89H114V88H113ZM119 89H120V88H119ZM119 89H118V90H119ZM122 89H123V88H122ZM122 89H120V90H122ZM59 90H60V89H59ZM71 90H72V89H71ZM71 90H70V91H71ZM116 90H117V89H116ZM125 90H126V89H125ZM67 91H66V92H67ZM208 91H209V90H208ZM210 91H211V90H210ZM56 92H57V91H56ZM63 92H64V94H65V91H64V90H63ZM63 92H62V93H63ZM68 92H69V91H68ZM70 93H71V92H69V93H67V94H70ZM243 94H244V93H243ZM241 95H242V94H241ZM64 96H66V94H65ZM67 96H68V95H67ZM207 96H208V95H207ZM4 97H5V96H4ZM60 97H61V96H60ZM60 97H59V98H60ZM245 97H246V96H245ZM71 101H72V100H71ZM8 103H9V102H8ZM32 108L35 109L36 112L39 111L38 109L35 108V106H33ZM23 109H24V107L22 108V112H21V113H24V112H23ZM16 110H17V109H16ZM24 110H25V109H24ZM4 111H5V110H4ZM17 111H19V110H17ZM31 112H33V111H31ZM4 113H5V112H4ZM1 115H3V114L1 113L0 116H1ZM7 115H8V114H7ZM20 115H21V114H20ZM3 117H4V116H3ZM16 117H17V116H16ZM24 121H25V120H24ZM24 121H23V122H24ZM1 122H2V121H1ZM17 122H18V121H17ZM14 123H15V122H14ZM0 126H1V125H0ZM36 127H37V126H36ZM38 127H39V126H38ZM38 127H37V128H38ZM41 127H42V126H40V128H38V130H36V131H37V133H35L36 136H37V134H38V135H41V134H42V133H41ZM11 128H12V127H11ZM80 128H81V127H80ZM6 129H7V128H6ZM61 129H62V128H61ZM65 129H66V128H65ZM65 129H63V130H65ZM69 129H70V128H69ZM75 129H76L75 131L77 132V131L79 130V127H75ZM77 129H78V130H77ZM81 129H82V128H81ZM83 129H84V130H81L80 132L83 133V134L87 133V132L85 131L86 129H85L84 127H83ZM101 129H102V128H101ZM9 130H12V129H9ZM93 130H94V129H92V131H93ZM36 131H35V132H36ZM65 131H66V132H69L68 130H65ZM65 131H64V133H66ZM75 131H74V132H75ZM82 131H85V132H82ZM88 131H89V130H88ZM92 131H91V132H92ZM95 131L97 132V129H96ZM98 131H99V130H98ZM106 131H107V130L105 129L104 134H105ZM5 132H6V131H5ZM49 132H50V131H49ZM57 132H58V130H57ZM62 132H63V131H62ZM3 133H4V132H3ZM7 133H8V132H7ZM12 133H13V132H12ZM40 133H41V134H40ZM77 133H78V132H77ZM77 133H76V134H77ZM81 133H80V134H81ZM99 133H100V132H99ZM111 133H113V132L111 131ZM111 133H109L108 131H107V133H106V134H109V136L107 135L106 138H107V139L110 138V140H109V139L107 140L108 143L111 142V143H110L111 146H112V145H116V146H117V144H118V146H119V148L121 149V151L124 152V154H126L127 157H129V155H131V153H130V147H131V146L129 145V141H125L121 136H118V135H116V134H111ZM115 133H117V132L115 131ZM33 134H34V133H33ZM44 134H45V133H44ZM70 134H71V133H70ZM87 134L89 135V133H87ZM92 134H93V132H92ZM101 134H103V132H102ZM3 135H4V134H3ZM5 135H6V134H5ZM45 135H46V134H45ZM77 135H78V134H77ZM88 135H87V136H88ZM111 135H112V137H110ZM123 135H124V134H123ZM0 136H1V135H0ZM6 136H7V135H6ZM41 136H42V135H41ZM66 136H68V135H65V137H66ZM83 136L85 137V135H83ZM90 136H92V135H90ZM90 136H89L88 138H90ZM103 136H105V135H103ZM103 136H102V137H103ZM61 137H62V136H61ZM71 137H72V136H71ZM73 137H74V136H73ZM78 137H79V135H78ZM78 137H77V140H78ZM81 137H82V135H81ZM36 138L39 139L38 136H37ZM36 138H35V141H36ZM40 138H41V137H40ZM55 138H56V137H55ZM79 138H80V137H79ZM86 138H87V137H86ZM86 138H85V139H86ZM106 138H105V141H106ZM4 139H5V138H4ZM33 139H34V138H33ZM62 139H63V138H62ZM68 139H69V138H68ZM74 139H75V138H74ZM81 139H82V138H81ZM99 139H100V138H99ZM102 139H103V138H102ZM0 140H1V139H0ZM5 140H6V139H5ZM82 140L84 141V139H82ZM94 140H95V139H94ZM112 140H113V141L115 140L113 143H115V142H116V143L113 144V143H112ZM128 140H129V139H128ZM6 141H7V140H6ZM49 141H50V139H49ZM56 141H57V140H56ZM78 141H80V140H78ZM86 141L88 142V139L85 140L84 142H86ZM97 141H98V140H97ZM101 141H102V140H101ZM3 142H4V140H3ZM23 142H24V141H23ZM42 142H43V141H42ZM81 142H82V141H81ZM84 142L81 143V144L84 145ZM87 142H86V145H87ZM89 142H90V140H89ZM89 142H88V143H89ZM92 142H93V141H92ZM36 143H37V142H36ZM90 143H91V142H90ZM130 143H131V142H130ZM7 144H8V143H7ZM23 144H24V143H23ZM76 144H77V143H76ZM91 144H92V143H91ZM91 144H90V145H91ZM94 144H95V146H96V143H94ZM97 144H99V143H97ZM135 144H136V143H135ZM135 144L132 143V147H133V145L135 146ZM37 145H38V144H37ZM69 145H70V143H69ZM78 145L80 146V144H78ZM78 145H77V146H78ZM82 145H81V146H82ZM108 145H109V144H108ZM26 146H27V144H26ZM43 146H44V147H43ZM43 146H42V147H43L42 149H40V148H39V149L41 150V153H42L43 155L45 154V155H44L45 160H46V162L49 163L50 166H51L50 169H51L52 182H51L50 186H48V188H49V195L51 196V198H52V200H53V203H55V202H58V203H59V202H62V204H63V206H64L63 208L66 209V212L68 211L67 213H65V215H66V217L69 215V216H68V217H69L68 219H70V221H69V227H70V229H74V230H75V228H72L73 224H74L75 221H76V220L73 221L74 219H73V217H72V216L75 214V213H74L75 211H74V209H73V207H72V204H71V202H70V200H72L71 197H72V195H73L72 186H71V184H70V181H69V180L67 179V177L64 175L65 173L63 172V168L59 165L58 161L55 160V159L53 158L51 148H49V147L46 146V145H43ZM72 146H73V145H72ZM79 146H78V147H79ZM87 146H88V145H87ZM98 146H99V145L96 146V147H97V150H98ZM118 146H117V148H118ZM37 147H38V146H37ZM69 147H70V146H69ZM78 147H77V148H78ZM82 147H83V146H82ZM132 147H131V150L136 149V148H134V147H133V149H132ZM135 147H137V145H136ZM72 148H73V147H72ZM87 148H88V147H87ZM137 148H138V147H137ZM9 149H10V147H9ZM12 149H13V148H12ZM12 149H11V150H12ZM26 149H28V148H26ZM34 149H35V147H34ZM79 149H80V147H79ZM79 149H78V150H79ZM93 149H94V148H93ZM111 149H112V148H111ZM120 149H119V152L121 153ZM6 150H7V149H6ZM40 150H39V151H40ZM42 150H43V152H42ZM54 150H55V149H54ZM67 150H68V149H67ZM78 150H77V151H78ZM81 150H82V149H81ZM99 150H100V148H99ZM136 150H137V149H136ZM136 150H134V156L136 155V158H138L139 155H138V154H135V153H136V152H135ZM12 151H13V150H12ZM37 151H38V150H37ZM105 151H106V150H105ZM110 151L113 152L112 150H110ZM115 151H117V152H116V155H118V153H119V152H118V149H115ZM58 152H59V151H58ZM73 152H74V151H73ZM132 152H133V151H132ZM38 153H40V152H38ZM41 153H40V154H41ZM64 153H65V152H64ZM102 153H103V152H102ZM120 153H119V154H120ZM22 154H23V153H22ZM28 154H29V153H28ZM91 154H92V152H91ZM94 154H95V153H94ZM110 154H111V153H110ZM43 155H42V156H43ZM85 155H86V154H85ZM85 155H84V156H85ZM98 155H99V154H98ZM98 155H96V156L93 155V157L95 156V158H96V159H94V160H91V159H93L92 156H89V157H88V156L86 155L87 157L85 156V157L83 158V161H84V159H86V158H90V159H86L85 162H84V163L87 164V166H92V167H89V168H93V164L95 163L94 165L97 166L98 168H99L100 166L102 167V170H101V168H100L101 172L103 171L104 168H105V170H106L107 166H109V168H111L112 173H113V169H112V168H114V166H116L115 162H116V159H117L118 157H117V156H115V157H117V158H115V157H114V158H108V157H107V159L109 160V162H110L111 159H114L115 162L113 163V161L111 160L112 163H110V164H112L113 167H112L111 165H109V164H106V163H105V164H106L107 166L104 167V166H105V165L103 164L104 162L101 161V162H103L102 164H103L104 166H103L102 164H100L101 162H100L99 160H101V159L97 158ZM102 155H103V154H102ZM121 155H122L121 157H123V159L126 157L125 155H123V153H122ZM71 156H72V155H71ZM79 156H80V155H79ZM111 156H112V155H111ZM113 156H114V155H113ZM118 156H119V155H118ZM124 156H125V157H124ZM131 156H133V155H131ZM76 157H78V156H76ZM121 157H120V158H121ZM127 157H126V158H127ZM120 158H118L117 160H119ZM126 158H125V159H126ZM129 158H131V157H129ZM132 158H133V157H132ZM136 158H135V157L133 158L134 161H131L132 159L130 160V161L133 162V163H130V162H129V159L126 160L127 162H129V163H127V165H129V166L132 165V167L130 166V167H128V168H124V166L127 167V165H124V163L126 164V162H124L123 165H122V162H123V161L121 162L120 160H123V159L121 158V159L119 160V162H121L120 164L122 165V166H121V169H120V167H119V169H118V167H116L119 171L116 170L115 168H114V171H115V170L118 171V172H117V175H118V173H119L121 176H123V175L126 174V178H125V179H127V178L129 177L128 175L130 174V173L128 172V170L130 169V171H131L132 168H135V167H136V166H135L136 163H137V166H139L138 164L141 163V162L139 163L140 160L137 161ZM139 158H140V157H139ZM139 158H138V159H139ZM8 159H9V158H8ZM77 159H78V158H77ZM97 159H98V160H97ZM103 159H105V158H102V160H103ZM107 159H106V160H107ZM125 159H124V160H125ZM135 159H136V160H135ZM79 160H82V159H79ZM95 160H97L99 163L94 162ZM108 160L105 161V162L109 163ZM11 161H12V160H11ZM41 161H42V160H41ZM88 161H89V162H88ZM91 161H93L94 163H92ZM136 161H137V162H136ZM27 162H28V161H27ZM42 162H43V161H42ZM42 162H41V163H42ZM80 162H81V161H79V165H80ZM87 162H88V163H87ZM134 162H136V163H134ZM6 163H7V162H6ZM6 163H5V164H6ZM43 163H44V162H43ZM61 163H62V162H61ZM89 163H92V164L89 165ZM116 163H118V162H116ZM15 164H16V163H15ZM97 164H98L99 166H98ZM133 164H134L135 167L133 166ZM141 164H142V163H141ZM141 164H140V165H141ZM18 165H19V164H18ZM72 165H73V163H72ZM118 165H119V163H118ZM9 166H10V165H9ZM14 166H15V165H14ZM81 166H82V165H81ZM141 166H142V165H141ZM141 166H139V168H142V167H143V166H142V167H141ZM64 167H65V166H64ZM78 167H79V166H78ZM103 167H104V168H103ZM144 167H145V166H144ZM151 167H152V166H151ZM89 168H88V169H89ZM122 168L124 169L125 172H126V170H127V173H128V174L125 173V172H124V173L122 172L123 174L120 173V171H123ZM139 168L137 167V169H139ZM146 168H147V167H146ZM146 168H142V170H141V169H140V170L143 171V170L145 169L144 171L147 170V171L150 172V173L152 172V170L150 171V170H148V169H146ZM12 169H13V168H12ZM94 169H96V168L94 167ZM125 169H126V170H125ZM30 170H31V169H30ZM41 170H43V167H42ZM97 170H98V169H97ZM97 170H95V172H97ZM140 170H137V171L139 172ZM31 171H32V170H31ZM72 171H74V170H72ZM85 171H86V170H85ZM93 171H94V170H93ZM98 171H99V170H98ZM137 171H136V169H135L133 172H134L136 175H138L137 179H138V178L141 179L142 176L140 177L139 173L137 174ZM144 171H143V172H144ZM147 171H146V173H147ZM46 172H47V171H46ZM133 172H131V173H133ZM99 173H100V171H99ZM105 173H106V172H105ZM134 173H133V175H135ZM141 173H142V172H140V174H141ZM146 173H145V174H146ZM41 174H42V173H41ZM74 174H75V173H74ZM79 174H80V173H79ZM91 174L93 175V173H91ZM94 174L97 175L96 173H94ZM142 174H143V173H142ZM148 174H149V173H148ZM75 175H76V174H75ZM88 175H89V174H88ZM92 175H91V176H92ZM95 175H94V176H95ZM100 175H101V174H100ZM112 175H113V174H111V176H112ZM115 175H116V174H115ZM117 175H116V176H117ZM120 175H118V176H119V179L121 178ZM151 175H153V173H151ZM94 176L92 177L93 180H94V178H95ZM101 176H102V175H101ZM108 176H110V174H109ZM118 176H117V177H118ZM130 176H131V175H130ZM41 177H42V175H41ZM79 177H80V176H79ZM106 177H107V176H106ZM124 177H125V176H124ZM131 177H132V176H131ZM143 177H144V175H143ZM143 177H142V178H143ZM145 177H146V178H145ZM145 177H144L145 179L143 178V181H145V180L149 181V180H150V179L148 180L147 178H151V181H153V179H154V176H153V178H152V177H149V176L147 177V174H146ZM28 178H29V177H28ZM96 178H97L98 180H99V178L102 179V177H100V176H97ZM96 178H95V179H96ZM114 178H116V177H114ZM122 178H123V177H122ZM132 178H133V177H132ZM106 179H107V178H106ZM111 179H112V178H111ZM111 179L109 178V181H110ZM117 179H118V178H117ZM133 179H134V178H133ZM135 179H136V177H135ZM140 179H139V182H141ZM24 180H25V179H24ZM40 180L43 181V184H44V187H45V185H46V184H45V181L42 180V178H40ZM74 180H75V178H74ZM88 180H89V179H88ZM93 180H92V181H93ZM127 180H129V179H127ZM90 181H91V180H90ZM96 181H97V180H96ZM96 181L93 182V184H96ZM99 181H100V180H99ZM99 181H97V182H99ZM102 181H103V179H102ZM105 181H106V180H105ZM111 181H112V180H111ZM111 181H110V182H111ZM130 181H131V179L129 180V182H130ZM136 181H137V180H136ZM155 181H156V180H155ZM155 181H154V183H155ZM137 182H138V181H137ZM145 182H146V181H145ZM145 182H142V184L145 183ZM107 183H108V179H107ZM120 183H121V179H120ZM122 183H123V182H122ZM146 183H147V182H146ZM146 183H145V184H146ZM152 183H153V182H152ZM3 184H4V183H3ZM25 184H26V183H25ZM43 184H42V185H43ZM79 184H80V182H79ZM117 184H119V183H117ZM129 184H130V183H129ZM145 184H143V185H145ZM7 185H8V184H7ZM80 185H81V184H80ZM108 185H109V184H108ZM125 185H126V183H124V186H125ZM146 185H149V183H147ZM150 185H151V182H150ZM152 185H153V184H152ZM8 186H9V185H8ZM36 186H37V185H36ZM40 186H41V185H40ZM138 186L140 187L141 185L138 183ZM93 187H94V186H93ZM96 187H97V186H96ZM110 187H111V186H110ZM121 187H122V185H121ZM141 187H142V186H141ZM8 188H9V187H8ZM27 188H28V186H27ZM27 188H26V189H27ZM89 188H90V187H89ZM123 188H124V187H123ZM28 189H29V188H28ZM103 189H104V188H103ZM119 189H121V188H119ZM29 190H31V189H29ZM39 190H40V189H39ZM114 190H115V189H114ZM32 191H33V190H31V192H32ZM34 191H35V190H34ZM82 191H83V190H82ZM91 191H92V190H91ZM93 191H94V190H93ZM118 191H119V190H118ZM125 191H126V190H125ZM6 192H7V191H6ZM26 192H27L28 195H29L30 192H29L28 190H26ZM36 192H37V191H36ZM95 192H96V191H95ZM99 192H100V191H99ZM0 193H1V192H0ZM8 193H11V192L8 191ZM16 193H17V191H16ZM16 193L13 192V194H14V195H13V198H14V196H15ZM18 193H19V192H18ZM18 193H17V194H18ZM107 193H110V195H111V192H107ZM30 194H32V193H30ZM33 194H34V192H33ZM33 194H32V196H34ZM137 194H138V193H137ZM11 195H12V194H11ZM122 196H123V195H122ZM125 196H126V195H125ZM129 196H130V195H129ZM112 197H113V193H112L111 198H112ZM11 198H12V197H11ZM15 198H16V197H15ZM18 198H20V197H18ZM18 198H17V199H18ZM93 198H94V197H93ZM98 198H99V197H98ZM98 198H97V199H98ZM139 198H140V197H139ZM139 198H138V199H139ZM112 199H113V198H112ZM119 199H120V198H119ZM136 199H137V198H136ZM144 199H145V198H144ZM18 200H19V199H18ZM20 200H21V199H20ZM29 200H30V199H29ZM32 200H33V199H32ZM39 200H40V199H39ZM109 200H110V196H109ZM122 200H123V199H122ZM122 200H121V201H122ZM125 200H126V199H125ZM131 200H132V199H131ZM142 200H143V199H142ZM142 200H141V201H142ZM180 200H181V199H180ZM14 201H15V200H14ZM14 201H13V202H14ZM95 201H96V200H95ZM107 201H108V200H107ZM112 201H114V199H113ZM135 201H136V200H135ZM147 201H148V200H147ZM147 201H146V203H147ZM176 201H177V200H176ZM22 202H23V201H22ZM30 202H31V201H30ZM50 202H51V201H50ZM99 202H100V201H99ZM108 202H109V201H108ZM114 202H115V201H114ZM126 202H127V201H126ZM128 202H129V200H128ZM131 202H132V201H131ZM138 202H139V201H138ZM178 202H179V201H178ZM182 202H183V204H182V203H181V204L178 203L179 205H177V206H179V207H177V210H178L180 213H181V212H187V211L189 210V209L187 210V207H188V206H187V205H186V206L184 205L185 201H182ZM0 203H1V202H0ZM26 203H27V205H31L30 203L28 204V202H26ZM91 203H92V201H91ZM106 203H107V202H106ZM109 203H110V202H109ZM121 203H122V202H121ZM124 203H125V202H124ZM133 203H134V202H133ZM14 204H17V202L14 203ZM37 204H38V203H37ZM104 204H105V203H104ZM107 204H108V203H107ZM125 204H126V203H125ZM134 204H135V203H134ZM33 205H34V204H33ZM33 205H31V207H32ZM39 205H40V204H39ZM109 205H110V208H111V205H112V204H109ZM114 205H115V203L113 204V207H114ZM118 205H119V204H118ZM127 205H129V204H127ZM150 205H151V204H150ZM150 205H149V206H150ZM181 205H182V206H181ZM8 206H9V205H8ZM13 206H14V205H13ZM18 206H19V205H18ZM41 206L43 207V204H42ZM125 206H126V205H125ZM175 206H176V205H175ZM3 207H4V206H3ZM31 207H30V208H31ZM88 207H89V206H88ZM88 207H87V208H88ZM106 207H107V206L105 205L104 210H103V208L100 209V210L105 211L104 213H106V210L109 208V207H108V208L105 210ZM141 207H142V206H141ZM144 207H145V206H144ZM21 208H22V207H21ZM35 208H36V209H39V207H35ZM35 208H32V209H33V212L35 211ZM98 208H99V207H98ZM116 208H117V207H116ZM116 208H115V210H116ZM125 208H126V207H125ZM142 208H143V207H142ZM188 208H189V207H188ZM22 209H23V208H22ZM26 209H27V208H26ZM32 209H31V210H32ZM43 209H44V207H43ZM43 209L40 208L41 211H43ZM61 209H62V208H61ZM147 209H148V208H147ZM149 209H150V207H149ZM172 209H173V208H172ZM4 210H5V209H4ZM16 210H17V209H16ZM28 210H30V209H28ZM53 210H54V208H53V204H52V206H50V207L48 208V212H49V213L47 212V213L49 214V215H48V216H49V220H48V222H47L46 220L42 219L43 217H41V218L39 219V217L42 216V215H39V213L41 214V212L38 211V210H36V213H34V214H33V212L31 211L33 217H34V216L37 214V212H38V214L36 215V217H37V216H39V217H38V218H36V217L34 218L35 223H31V222H32V219H31V216H32V215L29 214L30 216H29V215L27 216V218H28L27 220H30V219H31V222L28 221V224H29V223H30L29 225H31V224L34 225V224H35V225H34L35 227H34V226H31V227H30V229H31V228H33V229L35 228L34 231H32V232H34V236H35V234H36V237L33 236L32 240H31V241L33 242V239H34V238H35V240L37 239V240H36L37 242H35V243H37V245L34 243L35 247H36V246H37V247H40V246H38V245L42 244L41 242H45V244L43 243V245H42L43 248L39 249L40 251L37 249V250L39 251V252L37 253V254H39V255H37L38 257L35 256V257H37L36 259H37V262H38L39 264H41V261L44 260L43 255L46 254V252H47V253L49 252V256L51 255L52 262H53L54 264H65V263L63 262L62 258H61L60 250H59V248H58V244H57V241H56V235H55V233H54V232H57V231H58V230H57V231L55 230V229L57 228V225H58V218H57V216L54 214V211H53ZM108 210H110V209H108ZM61 211H62V210H61ZM97 211H99V210H97ZM121 211H122V210H121ZM146 211H147V210H146ZM172 211H173V210H172ZM174 211H176V209H175ZM189 211H190V210H189ZM13 212H14V211H12V213H13ZM15 212H16V211H15ZM18 212H19V211H18ZM18 212H17V213H18ZM20 212H21V211H20ZM28 212H29V211H28ZM31 212H30V213H31ZM64 212H65V211H64ZM140 212H141V211H140ZM151 212H153V211L151 210ZM151 212H150V214H153V213H151ZM4 213H5V212H4ZM22 213H23V212H22ZM73 213H74V214H73ZM96 213H97V212H96ZM107 213H108V212H107ZM107 213H106V214H107ZM148 213H149V212H148ZM176 213L178 214V212H176ZM180 213H179L178 215H180L179 217H181V221H180V219H178V220L180 221V222H179V221H178V222H179L180 224H182L181 226H183V224H185L183 227L187 226L186 228H187V229H190V232H189V234L191 233V234H190V238L192 237L191 235H193V237H194V234H195V233L198 234V232H196L197 229L199 230V228H200L199 226H197V224H198V220H196V219H194L193 217H191V214H190V213H187V214L185 215V217L182 216L183 213H182V214H180ZM2 214H3V213H2ZM6 214H7V213H6ZM67 214H68V215H67ZM99 214H102V213H99ZM140 214H141V213H140ZM145 214H146V213H145ZM150 214H149V215H150ZM177 214H175V216H176ZM4 215H5V214H4ZM25 215H26V214H25ZM121 215H122V214H121ZM153 215H154V214H153ZM178 215H177V216H178ZM6 216H7V215H6ZM79 216H80V215H79ZM82 216H83V215H82ZM93 216H94V214H93ZM99 216H100V215H99ZM173 216H174V215H173ZM19 217H20V216H19ZM21 217H22V216H21ZM29 217H30V218H29ZM33 217H32V218H33ZM74 217H75V216H74ZM76 217H77V216H76ZM80 217H81V216H80ZM113 217H114V216H113ZM119 217H120V216H119ZM148 217H149V216H148ZM182 217H183V220H182ZM184 218H185V219H184ZM36 219H37V220H41V219H42V220L39 221V222H36ZM117 220H118V219H117ZM136 220H137V219H136ZM175 220H177V219L175 218ZM22 221H23V220H22ZM95 221H96V220H95ZM119 221H120V220H119ZM12 222H13V221H12ZM26 222H27V221H26ZM33 222H34V221H33ZM96 222H97V221H96ZM98 222H99V220H98ZM174 222H175V221H174ZM176 222H177V221H176ZM18 223H19V222H18ZM24 223H25V222H24ZM36 223H37V224H36ZM77 223H78V221H77ZM115 223H116V222H115ZM144 223H145V222H144ZM144 223H143V224H144ZM155 223H156V222H155ZM7 224H9V223H7ZM28 224H27V225H28ZM85 224H86V223H85ZM111 224H112V223H111ZM121 224H122V223H121ZM138 224H139V223H137V225H138ZM143 224H142V226H144ZM151 224H152V223H151ZM177 224H178V223H177ZM180 224H179V225H180ZM24 225H25V224H24ZM98 225H99V224H98ZM114 225H115V224H114ZM154 225H155V224H154ZM179 225H177V226H179ZM37 226H39L41 229L38 228ZM105 226H106V225H105ZM115 226H116V225H115ZM138 226H140V225H138ZM17 227H18V226H17ZM117 227H118V225H117ZM197 227H199V228H197ZM37 228H38V230L40 229V232H41V230H42V233H41L42 235H41V236H39L40 233H37V232H39V231H35V230H37ZM76 228H77V226H76ZM122 228H123V227H122ZM181 228H182V227H181ZM99 229H100V228H99ZM148 229H149V227H148ZM76 230H80V229H76ZM84 230H85V229H84ZM123 230H124V229H123ZM142 230H143V229H142ZM176 230H177V229H176ZM7 231H8V230H7ZM43 231H45V232H43ZM93 231H94V230H93ZM101 231H102V230H101ZM125 231H126V230H125ZM144 231H145V230H144ZM179 231H180V230H179ZM75 232H76V231H75ZM115 232H116V231H115ZM117 232H119V231H117ZM121 232H122V231H121ZM71 233H72V232H71ZM126 233H127V232H126ZM179 233H180V232H179ZM179 233H176V234H179ZM32 234H33V233H32ZM56 234H57V233H56ZM74 234H75V233H74ZM77 234H78V233H77ZM97 234H98V231H97ZM97 234H96V235H97ZM104 234H105V233H104ZM122 234H123V233H122ZM136 234H137V232H136ZM136 234H135V235H136ZM141 234H142V233H141ZM176 234H175V235H176ZM37 235H38L39 237H38ZM128 235H129V234H128ZM135 235H134V236H135ZM180 235H181V233H180ZM88 236H89V235H88ZM106 236H107V235H106ZM166 236H167V235H166ZM177 236H178V235H177ZM181 236H182V237H180V239H178V244H177V245L175 246V248L172 250V252H171V256H170L169 260H166L167 262H166V261H165V262H166L167 264H203V263H205L207 260H206V256H205L204 252L201 251V249H200V248H202V246H200L201 244H199L200 242H199V241H195L194 238H191V239H190V238L188 237V238H189V239H188V238H186L185 235H184V236L181 235ZM197 236H198V235H197ZM37 237H38V238H37ZM73 237H74V236H73ZM91 237H92V236H91ZM127 237H128V236H127ZM140 237H141V239L144 238L143 235H142V236L140 235ZM140 237H139V238H140ZM178 237H179V236H178ZM24 238H25V237H24ZM75 238H76V237H75ZM124 238H126V236H125ZM131 238H132V237H131ZM173 238H174V237H173ZM106 239H107V238H106ZM117 239H118V236H117ZM141 239H140V241H141ZM175 239H176V238H175ZM27 240H28V239H27ZM35 240H34V241H35ZM59 240H60V239H59ZM79 240H80V239H79ZM97 240H98V239H97ZM125 240H126V239H125ZM130 240H131V239H130ZM134 240H137V241L139 242L138 238H137V239H133V241H134ZM142 240H143V239H142ZM145 240H146V239H145ZM145 240H143V242H144ZM197 240H198V239H197ZM31 241H30V242H31ZM38 241H39L40 243H39ZM102 241H103V239H102ZM126 241H129V240H126ZM175 241H176V240H175ZM175 241H174V242H175ZM24 242H25V241H24ZM100 242H101V241H100ZM104 242H105V241H104ZM130 242H131V241H130ZM130 242H124V243H128V244H129ZM138 242H137V243H138ZM38 243H39V244H38ZM106 243H107V242H106ZM144 243H145V242H144ZM172 243H173V242H172ZM176 243H177V242H176ZM60 244H61V243H60ZM119 244H120V243H119ZM141 244H142V243L138 244V245H140L139 247H141ZM32 245H33V244H32ZM44 245H45V247H44ZM126 245H127V244H126ZM131 245H133V244H131ZM138 245H137V246H138ZM143 245H144V244H143ZM148 245H149V244H148ZM28 246H29V245H28ZM42 246H41V247H42ZM99 246H100V245H99ZM117 246H118V245H117ZM123 246H124V245H123ZM123 246H122V248H123ZM145 246H146V245H145ZM31 247H32V246H31ZM126 247H127V246H126ZM126 247H125V248H126ZM129 247H130V245H129ZM129 247H127V248H129ZM131 247H132V246H131ZM131 247H130V248H131ZM171 247H172V246H171ZM33 248H34V246H33ZM100 248H101V246H100ZM107 248H108V247H107ZM119 248H120V247H119ZM125 248H124V249H125ZM130 248H129V249H130ZM172 248H173V247H172ZM73 249H74V248H73ZM77 249H78V248H77ZM98 249H99V248H98ZM113 249H114V245H113ZM129 249H127V250H129ZM79 250H80V246H79ZM127 250L125 249L124 252L122 251V253H123V254L126 253V252L128 253ZM34 251H35V250H34ZM62 251H63V250H62ZM125 251H126V252H125ZM132 251H133V250H132ZM170 251H171V250H170ZM170 251H169V252H170ZM72 252H73V251H72ZM80 252H81V251H80ZM107 252H108V251H107ZM107 252H106V253H107ZM109 253H110V252H109ZM129 253H130V252H129ZM132 253H133V252H132ZM16 254H17V253H16ZM28 254H29V253H28ZM117 254H118V253H117ZM123 254H121V255H122L121 257H122V259H124V261H122V259L120 258L121 260H120V259H117V260H116L117 263H118V261L120 260V261H122V263L119 261V262H120L119 264H127V263L131 264L130 262H131V260H132L133 257L131 258V255L129 254V255H130V258H129V257H128V258L131 259V260H130V262H128L129 259H128L127 261H125V259H126V256H129V255H126V256H125V255H123ZM168 254H170V253H168ZM8 255H9V254H8ZM33 255H34V254H33ZM91 255H92V254H91ZM106 255H107V254H106ZM118 256L120 257V254H118ZM35 257H33V258L35 259ZM73 257H74V256H73ZM73 257H72V259H73V260H72V264H84L83 261H82V259L79 260L80 257H79V258H75V257H74L75 259H74ZM119 257H118V258H119ZM13 258H14V257H13ZM111 258H112V257H111ZM136 258H137V257H136ZM167 258H168V255H167ZM167 258H166V259H167ZM29 260H30V259H29ZM48 260H49V259H48ZM50 260H51V259H50ZM111 260H112V259H111ZM44 261H45V260H44ZM44 261H43L42 263H45ZM95 261H96V260H95ZM31 262H32V261H31ZM123 262H124V263H123ZM125 262H127V263H125ZM33 263L35 264V260H33ZM33 263H32V264H33ZM92 263H93V262H92ZM136 263H137V262H136ZM166 263H165V264H166ZM69 264H70V263H69ZM90 264H91V263H90ZM96 264H97V263H96ZM108 264H110V262H109ZM113 264H114V263H113ZM137 264H139V263H137Z\"/></svg>",
    "mask_w": 264,
    "mask_h": 264
}]
</instances>
